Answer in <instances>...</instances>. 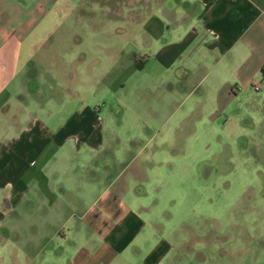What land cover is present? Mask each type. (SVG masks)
<instances>
[{"label": "crops", "instance_id": "obj_1", "mask_svg": "<svg viewBox=\"0 0 264 264\" xmlns=\"http://www.w3.org/2000/svg\"><path fill=\"white\" fill-rule=\"evenodd\" d=\"M80 1L0 0V219L7 215L16 218L24 207L27 219L36 221L31 232L42 239L49 236L42 243L43 251L54 247L48 243L59 240L55 251L63 264H163L174 247L170 235L160 231L159 198L168 195L158 185L161 165L152 158L158 154L157 147L148 151L142 144L132 153L112 148L111 143L121 139L109 138L100 115L103 109L111 116L117 107H128L127 58L118 64L123 48L112 52L101 46V39L83 41L72 31L67 37L75 44L73 53L57 54L56 59L83 61L90 68L67 74L58 69L56 76L62 78L57 86L42 80L41 70L32 68L30 73L31 63L36 62L32 52L19 65L26 38H36L30 43L34 51V45L51 36L46 16L50 12L60 15L63 5L64 11L74 12ZM192 1L200 30L192 29L183 38L160 14L141 23V30L155 40L153 52L144 55L152 60L158 101L166 105L176 102V93L185 88L193 66L202 59L214 61L211 64L221 77L215 90L218 102H228L246 85H261L254 77L264 76V0ZM200 31L207 40H200ZM83 43L89 44V51L81 48ZM199 43L203 47L198 48ZM99 55L105 63L96 66ZM52 56L44 54L38 59L41 67L53 64ZM143 57L135 58V64L145 65ZM176 61H182L179 67ZM78 77L74 88L72 83ZM34 79H38L37 86ZM40 92L57 99L49 101ZM64 93L67 101H73V110L59 103L61 94L65 99ZM125 140L131 143L133 139ZM126 155L131 158L123 160ZM114 163L122 166L116 168Z\"/></svg>", "mask_w": 264, "mask_h": 264}, {"label": "rangeland", "instance_id": "obj_2", "mask_svg": "<svg viewBox=\"0 0 264 264\" xmlns=\"http://www.w3.org/2000/svg\"><path fill=\"white\" fill-rule=\"evenodd\" d=\"M63 7L60 15L50 12L46 16L51 36L34 45V51L30 43L35 37L22 42L19 65L32 52L36 62L31 63L30 73L32 68L41 70V79L56 82L57 86L62 78L56 76L58 69L67 74L90 68L83 61L71 64L56 59L57 54L73 53L75 44L67 37L72 31H77L83 41L87 37L101 39V46L112 48V52L123 48V59L118 64L127 58L128 107H117L111 116L103 109L100 115L109 138L121 139L112 142V148L132 153L142 144L148 151L157 147L158 154L152 158L161 165L158 185L169 196L159 198L160 231L170 235L174 247L163 264H264V76L254 77L261 82L259 90L249 84L228 102H218L215 90L221 77L211 64L214 61L202 59L193 66L185 88L176 93L177 101L166 105L157 99L152 60L147 61L144 55L153 52L155 40L151 33L141 30V23L150 15L160 14L183 38L192 29L200 30L192 0H83L74 12H66ZM199 38L207 40L201 31ZM197 46L203 47L202 43ZM189 47L183 51L187 53ZM81 48L87 52L89 44L83 43ZM44 54L53 55L54 60L43 68L38 59ZM89 55L93 58L95 54ZM138 56H144L141 62L147 63L136 65ZM104 63L99 55L96 66ZM181 63L176 61L175 66ZM79 78L72 83L74 88ZM37 80H32L36 86ZM40 93L49 101L57 99ZM61 96L62 107L73 110L68 94H63L65 99ZM127 137L133 139L131 143L125 140ZM129 157L123 156V160ZM18 213L16 218L7 215L0 219V264H63L55 251L59 240L48 243L54 247L43 251L42 243H47L49 236L42 239L31 232L36 221L27 219L24 207Z\"/></svg>", "mask_w": 264, "mask_h": 264}, {"label": "built area", "instance_id": "obj_3", "mask_svg": "<svg viewBox=\"0 0 264 264\" xmlns=\"http://www.w3.org/2000/svg\"><path fill=\"white\" fill-rule=\"evenodd\" d=\"M253 87H254V89H258L259 88V84L258 83H254Z\"/></svg>", "mask_w": 264, "mask_h": 264}]
</instances>
